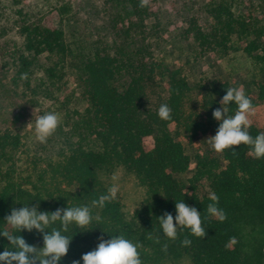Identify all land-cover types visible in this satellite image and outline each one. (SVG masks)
I'll list each match as a JSON object with an SVG mask.
<instances>
[{"label": "trees", "instance_id": "obj_1", "mask_svg": "<svg viewBox=\"0 0 264 264\" xmlns=\"http://www.w3.org/2000/svg\"><path fill=\"white\" fill-rule=\"evenodd\" d=\"M2 1L12 10L0 6V20L10 22L9 29L17 31L22 43L0 45V64L5 70L13 68L9 83L0 77V230L13 231L5 224L12 208L39 204V211L53 212L90 205L107 193L112 185L108 176L121 167L144 188L145 199L128 216L118 194L102 209L92 210L93 216H101L100 222L93 220L86 229L70 225L62 234L72 238L71 243L59 264H83L82 255L96 248L98 237L118 235L142 245L143 264H165L184 256L191 264H264V158H254L243 144L235 148L236 155L231 149L217 153L211 148L195 154L187 181L177 178L192 163L183 140L195 144L205 135L214 136L219 122L212 113L221 107L226 89L238 86L216 77L204 85L190 83L180 70L155 57L165 41L163 34L170 31L160 22L157 3L149 0L144 8L140 0H102L100 8L93 4L87 24L97 38L85 49L72 48L62 28L45 25L29 0H0V5ZM235 2L206 0L210 23L203 27L193 18L177 38L220 58L242 52L261 64L264 78V24L236 14ZM69 7L65 3L57 11L62 14ZM98 17L101 24L96 23ZM8 30L0 27V37ZM68 61L79 72L76 81L87 103L83 112L70 109L72 92L63 82ZM22 73L28 74L27 80H21ZM256 85L258 98L246 94L255 108L264 102V84ZM41 97L58 103L64 124L46 144L34 138L22 148L16 128L30 118ZM161 104L172 109L171 120L158 117ZM235 110L230 104L228 115ZM249 132L255 137L264 131L251 122ZM210 192L219 196L218 206L227 213L222 223L206 212ZM180 200L201 212L204 238L187 229L178 230L175 241L163 235L157 218L164 212L175 217ZM52 228L59 229V222L47 230ZM15 234L43 247V235L36 230ZM185 237L191 246H182ZM6 248L12 246L0 235V253Z\"/></svg>", "mask_w": 264, "mask_h": 264}, {"label": "rangeland", "instance_id": "obj_2", "mask_svg": "<svg viewBox=\"0 0 264 264\" xmlns=\"http://www.w3.org/2000/svg\"><path fill=\"white\" fill-rule=\"evenodd\" d=\"M102 0H29L32 9L40 13L43 23L50 27H60L65 34L66 42L72 48L79 45L81 48H90L96 41L95 31L87 24L89 16L88 10L94 6L101 7ZM160 9V22L164 29L170 31L163 34L165 41L159 49L154 51L155 57L163 59L171 69L180 70L190 83L206 84L211 77L228 81L242 87L245 94L253 95L258 98V89L256 83L264 84L263 73L260 72L261 64L254 59L245 56L242 52H230L227 56L220 58L215 53L208 50H201L190 47L188 42H183L177 38L182 30L187 28L190 20L196 18L199 24L206 27L211 21V17L206 11V0H154ZM260 0H236L234 11L236 14H248L253 19L264 24V7H261ZM65 3L70 7L67 11L60 14L57 9ZM0 6L6 7V12L11 11L12 7L8 2L2 1ZM18 8V7H16ZM12 14V13H11ZM97 24H101L100 17L97 18ZM5 26L8 30L11 27L10 22L5 17L0 20V27ZM22 39L16 30H8L7 33L0 37V45L9 47L20 46ZM5 51L1 52L4 54ZM45 60H42V64ZM4 69L0 64V77L5 83L13 74V68ZM64 84L72 92L70 109L83 112L87 107L81 95L79 83L76 81L79 75L73 61H68L64 69ZM41 75V69L38 67L37 76ZM34 83V81H32ZM22 88V87H21ZM60 94L58 98H60ZM58 103L54 100L41 97L37 107L30 111V118L22 125L16 128V132L22 137L23 147L31 145L34 136V124L36 117L46 112H55L59 114L61 123L64 124V113L58 109ZM255 115L250 117L251 122L255 123L260 130L264 131V102L255 108ZM211 135H205L195 144H189L183 140V146L188 156L192 158L190 170L186 173L177 175L181 181H187L193 174L195 164L194 156L198 151L211 149L207 138ZM20 167H24L20 164ZM116 176L117 180L113 181L112 177ZM108 181L119 185L120 195L124 210L128 216L145 199V190L140 186L136 178L126 172L123 168H117L114 173L108 176ZM39 248L38 246H36ZM165 264H191L190 257L184 256L175 262Z\"/></svg>", "mask_w": 264, "mask_h": 264}, {"label": "clouds", "instance_id": "obj_3", "mask_svg": "<svg viewBox=\"0 0 264 264\" xmlns=\"http://www.w3.org/2000/svg\"><path fill=\"white\" fill-rule=\"evenodd\" d=\"M149 0H140L141 8L147 7ZM21 80H27L28 74L22 73ZM221 107L212 113L213 118L219 122V127L214 136L206 140L211 148L217 153L225 150H233L241 144L246 145L251 150V155L256 159L264 158V132L253 137L249 129L251 127L250 117L255 115L256 109L250 98L245 94L242 87H228L226 94L219 101ZM236 105L234 115H228V106ZM161 120L169 121L172 118V109L167 104H161L157 112ZM61 118L55 112H46L36 117L34 124L35 140L41 144H46L60 126ZM117 180L116 176L112 177ZM120 191L119 185L113 183L98 199L91 201L90 205L73 206L58 208L53 212L39 211V204L29 207L24 205L17 209L12 208L10 214L5 216V224L10 226L12 232L0 230V235L6 237L12 246L0 253V264H59L64 256L67 255L71 239L62 234L69 231L70 225L86 229L93 220L100 222L99 214L93 216L94 208H103L106 203H110L117 198ZM206 212L209 216L215 217L221 223L227 220V213L220 208L219 196L215 192H210ZM176 215L164 212L158 217L160 228L163 235L172 241L178 238V230L187 229L189 234L196 238H204L207 235L203 227L201 212L194 206H189L183 200L175 203ZM59 222L60 228L47 229ZM32 232L36 230L43 235V247L37 248L30 245L21 235V231ZM99 243L94 250L82 255L83 264H143L139 248L140 243L125 238L123 235L112 236L105 240L103 236L98 237ZM157 243L159 239L157 238ZM230 242L235 244L236 238H230ZM192 241L185 237L182 246H191ZM167 251V244L163 246ZM72 264H80L79 260L72 261Z\"/></svg>", "mask_w": 264, "mask_h": 264}]
</instances>
